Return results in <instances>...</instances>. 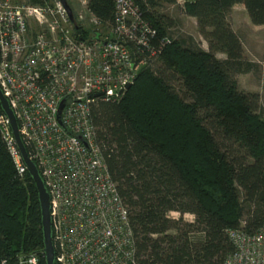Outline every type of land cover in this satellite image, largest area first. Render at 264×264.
Wrapping results in <instances>:
<instances>
[{
  "label": "trees",
  "instance_id": "1",
  "mask_svg": "<svg viewBox=\"0 0 264 264\" xmlns=\"http://www.w3.org/2000/svg\"><path fill=\"white\" fill-rule=\"evenodd\" d=\"M134 1L157 31L156 52L119 99L93 104L90 117L128 210L136 264H224L234 250L227 230L252 233L264 223V111L259 94L241 90L237 78L256 65L244 60L229 22L243 4L250 21L264 25V0L187 3L182 11L196 19L207 50L168 32L174 21L160 8L174 0ZM88 3L112 20L114 0ZM182 144L197 151L192 174ZM42 238L35 185L27 172L17 174L0 136V264H29L32 252L45 264Z\"/></svg>",
  "mask_w": 264,
  "mask_h": 264
},
{
  "label": "built area",
  "instance_id": "2",
  "mask_svg": "<svg viewBox=\"0 0 264 264\" xmlns=\"http://www.w3.org/2000/svg\"><path fill=\"white\" fill-rule=\"evenodd\" d=\"M65 2L72 18L61 0H0V89L50 194L56 264H136L128 210L96 144L90 108L132 85L146 54L156 52L157 31L134 0H114L110 22L89 0ZM0 136L22 177L26 167L1 109ZM227 233L234 250L224 264H264V223ZM24 259L36 264L38 256Z\"/></svg>",
  "mask_w": 264,
  "mask_h": 264
},
{
  "label": "rangeland",
  "instance_id": "3",
  "mask_svg": "<svg viewBox=\"0 0 264 264\" xmlns=\"http://www.w3.org/2000/svg\"><path fill=\"white\" fill-rule=\"evenodd\" d=\"M160 12L168 15L173 19L174 25L168 29V32L176 38L192 37L203 49L207 50L206 41L200 36L197 30L196 19L184 14L182 7L173 3H164L160 8ZM229 22L232 28L241 38L244 49V60L255 63L256 70L247 72L242 71L238 74V84L241 90L256 92L260 96L261 106L264 111V25L253 24L243 4L235 5L229 14ZM217 57L225 58L224 54L218 53ZM182 147L188 152L186 167L192 173L195 172L197 166V151L189 147ZM195 151V152H194ZM198 157V155H197ZM170 216L176 218L179 216L177 212H170ZM184 219L193 220V215L185 214Z\"/></svg>",
  "mask_w": 264,
  "mask_h": 264
},
{
  "label": "water",
  "instance_id": "4",
  "mask_svg": "<svg viewBox=\"0 0 264 264\" xmlns=\"http://www.w3.org/2000/svg\"><path fill=\"white\" fill-rule=\"evenodd\" d=\"M64 6L66 7L70 18H72L71 10L66 4L65 0H61ZM140 72V71H139ZM138 72V73H139ZM131 87V84L126 85L128 90ZM65 105V100L59 105L57 118L59 119L61 110ZM0 109L6 114L9 119L10 128L17 146V149L21 155V159L26 167V171L33 181L35 188L37 190L38 201L40 206L41 213V227H42V253L44 257L45 264H56L55 262V247L53 242V230H52V217L50 213V194L48 192L47 186L45 185L44 179L42 178L36 162L30 157L26 146L23 142L22 136L19 132V125L15 114L10 107L8 100L3 96V93L0 89Z\"/></svg>",
  "mask_w": 264,
  "mask_h": 264
},
{
  "label": "crops",
  "instance_id": "5",
  "mask_svg": "<svg viewBox=\"0 0 264 264\" xmlns=\"http://www.w3.org/2000/svg\"><path fill=\"white\" fill-rule=\"evenodd\" d=\"M235 5H237V4H235ZM235 5L233 6L232 10L234 9ZM232 10H231V11H232Z\"/></svg>",
  "mask_w": 264,
  "mask_h": 264
}]
</instances>
